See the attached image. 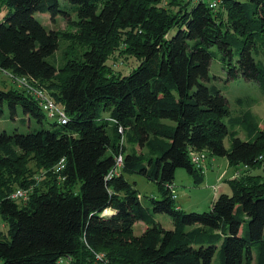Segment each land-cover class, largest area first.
Listing matches in <instances>:
<instances>
[{"label": "trees", "instance_id": "1", "mask_svg": "<svg viewBox=\"0 0 264 264\" xmlns=\"http://www.w3.org/2000/svg\"><path fill=\"white\" fill-rule=\"evenodd\" d=\"M65 1L78 14L71 34L48 31L36 18L63 13L60 0H0L9 10L0 22V71L45 87L69 118L28 134H0V217L8 225L0 264H94L90 255L102 252L108 264H264V174L256 172L264 170V126L246 112L239 122L253 141H242L223 121L227 98L206 84L209 48L219 46L230 76L257 81L264 91V68L252 54L264 34V0H222L216 10L191 0H169L168 7L159 0ZM61 36L87 46L82 58L48 61ZM117 52L136 60L129 74L108 64ZM6 104L13 117L17 107L42 125L47 116L17 84L0 89V117ZM194 153L245 170L229 181L232 194L205 212L183 210L170 189L179 168L203 182ZM127 173L155 182L160 198L145 207ZM36 176L42 179L27 201L10 198ZM155 214H167L172 229ZM138 222L145 225L140 236Z\"/></svg>", "mask_w": 264, "mask_h": 264}, {"label": "rangeland", "instance_id": "2", "mask_svg": "<svg viewBox=\"0 0 264 264\" xmlns=\"http://www.w3.org/2000/svg\"><path fill=\"white\" fill-rule=\"evenodd\" d=\"M240 3L251 4L252 0H236ZM169 0H159V6L168 7ZM60 6L63 13L59 14L57 17H53L51 14H37L36 18L43 26L46 27L48 31H55L60 33H75L76 29L71 25L72 21L77 20L78 14L74 10L73 6L70 5L65 0H60ZM9 10L0 8V22L7 16ZM224 30L227 29V25H223ZM177 32L176 28H173L170 33L171 36L175 35ZM236 38L242 40L243 37L236 35ZM87 46L77 42L74 38H67L61 36L59 39V48L54 53V55L48 58V61L56 66H63L69 59H80L82 58L84 52L86 51ZM209 51L212 53L213 58L210 65V81L206 82L209 87H217L222 94L227 98L229 102L230 114L223 119L224 123L228 126L230 132H235L237 137L242 141L248 142L253 141V138L250 137L247 131L244 128V125L239 122L244 117V114L248 111H251L254 117L256 118L257 123L260 126H264V91L262 90L260 84L257 81L246 80L242 76L232 78L230 76V69L232 68L228 62L229 59H224V54L220 50L219 46H213L209 48ZM253 57L257 64L260 67L264 68V34H258L256 36V47L252 51ZM235 64L238 60V53L235 52L233 57ZM108 64L113 67V70L122 74L130 73V70L133 67H137L136 60L129 56H121L119 52L113 55ZM17 82H13L6 72L0 71V89H10L16 87ZM31 87L34 90H31L28 87H22V92L28 96L35 94L37 89L44 91L47 95L50 96V92L43 86L31 83ZM33 97V96H32ZM51 97V96H50ZM34 98V97H33ZM52 98V97H51ZM60 109H63L62 105L57 103ZM56 122L55 119L49 118L46 116L43 119V125L38 123V120L34 117H28L24 114V111L21 107H17V114L15 117L12 115L10 107L6 104L4 107V114L0 117V134L6 132L8 134H13L15 131L21 134H28L42 128H50L52 124ZM127 146V144L125 145ZM225 146L227 149L231 148V136H228L225 139ZM129 147V146H128ZM129 149V148H128ZM111 151L108 152V155ZM203 154V153H202ZM209 167L206 181L198 188H195L193 185L196 178L189 174L186 169L179 168L176 172V189L183 192L180 200H176V204H182L186 208L187 212H205L210 210V205L214 203L215 200L219 198L222 194H232V189L226 178L225 181L218 183L217 177L223 173L225 167H219L216 163H213L211 159H208V156L204 154ZM221 164V161H224L222 157H215ZM211 165H214V172ZM206 170V168H205ZM120 171V169L118 170ZM239 172H245L244 169L236 170L235 175ZM257 172V171H256ZM255 172V173H256ZM259 173L264 174V171H259ZM126 180L134 185V188L140 193V199L142 204L145 207L151 206V199L156 196L160 198L159 191L157 189V184L155 182L149 181L143 175L138 173H127L125 175ZM235 178H237L235 176ZM37 179V181H36ZM35 182L30 184L25 190L30 191V194L33 193L34 188L37 187L38 183L42 179L40 176H36ZM230 180V179H229ZM191 184V185H190ZM227 185V186H226ZM175 186V185H174ZM207 186H215L213 189L208 188ZM227 187V191L223 188ZM176 190V191H177ZM226 191V192H225ZM185 198V200H184ZM213 202V203H212ZM110 213V212H108ZM106 215V213H105ZM155 219L157 222H160L164 228L167 230L172 229L173 225L171 218L167 214H155ZM145 226L143 222H138L134 227V234L140 236L143 233ZM0 233L5 237L8 234V225L0 217ZM111 255L114 256V251L111 252ZM92 256V262L94 264H108L110 254L99 253ZM107 261H104V259Z\"/></svg>", "mask_w": 264, "mask_h": 264}, {"label": "built area", "instance_id": "3", "mask_svg": "<svg viewBox=\"0 0 264 264\" xmlns=\"http://www.w3.org/2000/svg\"><path fill=\"white\" fill-rule=\"evenodd\" d=\"M191 1L206 3L209 6V8H211L212 10L218 9L220 5L222 4V0H191ZM8 76L11 78L13 82H17L20 88L24 86V87L30 88L31 90H34L31 87V85L34 86L33 84H31L33 82H30V80L27 77H18L13 74H8ZM37 90L38 91H36L35 94L32 96L39 103L43 112H45L49 118L55 119L59 125L68 124L69 118L66 114V111L64 109H60L58 104L54 101V99L51 98L46 93H44V91L40 89H37ZM191 157H192L193 164H195L197 167H202L206 159L204 154H198V153L192 154ZM122 164H123V157L120 156L117 159V168L114 169V171L110 174V178H112L114 175H118L119 173L118 170L120 169ZM64 167H65V159H62L57 165L56 170L60 172L62 171V169H64ZM241 173L242 171L241 172L237 171L235 176L239 177ZM170 189H171L172 198L175 200L177 197L175 186L172 185ZM30 195H31L30 191H27L25 189H18L15 193L11 195L10 198L16 201H27Z\"/></svg>", "mask_w": 264, "mask_h": 264}, {"label": "crops", "instance_id": "4", "mask_svg": "<svg viewBox=\"0 0 264 264\" xmlns=\"http://www.w3.org/2000/svg\"><path fill=\"white\" fill-rule=\"evenodd\" d=\"M208 159H211V161L213 162V163H216L220 168L221 167H225V169H224V171H223V173L222 174H220L218 177H217V181H218V183H220V182H223V181H225L226 180V178L227 177H229V179L231 180V179H233V178H235V172H236V168H234V167H232L230 164H229V162H228V160H227V158H224V161H221L222 163L221 164H219L218 162V160L215 158V157H210V156H208ZM205 165H207V162H205V163H203V165H202V167L201 168H203L202 169V172H201V175H202V178H203V182L201 183V184H197V183H195V181H194V183H193V185H195V188H198V187H200L205 181H206V183L208 184V182H207V174H208V170H209V167L208 166H206L205 167ZM200 168V167H199ZM205 168H206V170H205ZM210 168H212V171L214 172V165H211L210 166ZM264 171L263 169H257L256 171ZM242 174V173H241ZM227 180L228 182H226L225 184H227V183H229V181L230 180ZM174 185H175V191L177 190L176 189V183L174 182ZM191 185V184H190ZM228 185V184H227ZM226 185V186H227ZM226 186H223V188L227 191V187ZM208 188H211L212 187V189L215 187V186H207ZM225 191V192H226ZM182 193L183 192H181V191H176V199L175 200H180V194H181V196H183L182 195ZM155 198H156V196H154ZM184 197V196H183ZM184 200H185V198H184ZM213 203V202H212ZM180 208H182L183 210H186V208L185 207H183L182 206V204L180 203L179 205H178ZM212 206V204L209 206V207H211ZM171 224V223H170ZM145 226V225H144ZM144 230H145V228H144ZM143 230V231H144Z\"/></svg>", "mask_w": 264, "mask_h": 264}, {"label": "clouds", "instance_id": "5", "mask_svg": "<svg viewBox=\"0 0 264 264\" xmlns=\"http://www.w3.org/2000/svg\"><path fill=\"white\" fill-rule=\"evenodd\" d=\"M121 168V167H120Z\"/></svg>", "mask_w": 264, "mask_h": 264}]
</instances>
